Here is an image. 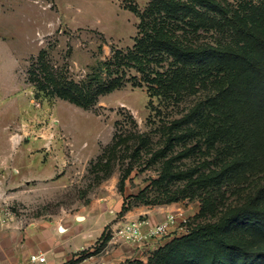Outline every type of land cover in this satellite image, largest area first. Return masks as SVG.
<instances>
[{"label": "rangeland", "instance_id": "1", "mask_svg": "<svg viewBox=\"0 0 264 264\" xmlns=\"http://www.w3.org/2000/svg\"><path fill=\"white\" fill-rule=\"evenodd\" d=\"M151 1L0 0V264H31L32 255L58 244L70 246V252L82 249L65 264L107 254L113 246L109 248L104 238L89 243L105 222L109 225L104 237H111L122 223L132 222L124 218L130 212L139 214L137 220H148L142 210L178 205L173 213L184 214L191 227L213 223L227 208L243 204L262 183V174L242 175L238 182L216 190L217 198L207 208L200 198L157 203L158 198L185 186L183 181L154 184L169 159L174 158L172 172L198 168L199 175L219 171L234 158L227 150L231 143L217 139L212 145L209 135L177 139L169 145L184 132L170 129L172 124L211 96L212 86L185 95L176 104L162 102L151 96L148 87H134L132 81L100 97L89 110L43 94L36 99L28 72L42 50L48 52L51 65L70 80L94 88L107 83L110 78L103 64L117 50L132 48L139 32L140 19L127 7L136 6L142 13ZM219 1L232 11L260 2ZM177 34L194 46L232 41L226 27L195 29L184 24ZM115 133L129 138L128 148L119 144L111 152ZM167 146L165 157L152 159ZM186 150H191L190 155L180 157ZM128 170L131 174L121 192L120 180ZM124 205L128 211L123 214ZM60 227L71 231L62 232ZM239 230L233 235L241 236ZM83 236L89 238L88 243ZM173 236L139 244L112 237L108 242L112 239L140 248Z\"/></svg>", "mask_w": 264, "mask_h": 264}, {"label": "trees", "instance_id": "2", "mask_svg": "<svg viewBox=\"0 0 264 264\" xmlns=\"http://www.w3.org/2000/svg\"><path fill=\"white\" fill-rule=\"evenodd\" d=\"M127 9L139 17V32L132 48L117 50L103 64L110 78L107 83L94 88L70 80L51 65L48 52L42 50L28 72V81L37 90L36 99L43 94L89 110L100 97L132 81L134 87H148L151 96L162 102L176 104L185 95L212 86L211 96L172 124L170 129L184 132L169 145L177 139L209 135L212 145L217 139L231 143L227 150L234 158L219 171L199 175L198 168L172 172L174 158L169 159L154 184L183 181L185 186L158 198L157 203L200 198L207 208L217 198L216 190L238 182L242 175L262 174V183L243 204L227 208L218 221L201 226L192 222L188 234L173 237L153 251L146 263L139 264H264V0L241 11H232L219 0H152L142 13L136 6ZM184 24L195 29L226 27L232 41L188 44L177 34ZM140 140L145 143V138ZM113 141L111 152L119 144L129 147L128 137L115 133ZM167 150L168 146L152 159L165 157ZM190 153L186 150L180 157ZM130 174L128 170L122 175L121 192ZM127 211L124 205L122 213ZM239 228L241 236L236 237L233 233ZM104 236L107 243L111 237Z\"/></svg>", "mask_w": 264, "mask_h": 264}, {"label": "crops", "instance_id": "3", "mask_svg": "<svg viewBox=\"0 0 264 264\" xmlns=\"http://www.w3.org/2000/svg\"><path fill=\"white\" fill-rule=\"evenodd\" d=\"M27 163V162H26ZM27 167V166H25ZM31 168V167H29ZM24 173V172H23ZM21 176V175H20ZM13 179L15 177H12ZM19 178V177H18ZM178 205L173 206H165V207H159V208H153L149 210H142L141 213L148 215V221L151 225L156 226L163 222H165L168 218V216L174 212V209L177 208ZM139 217V214L136 212H130L129 214L125 215V221H134L137 220ZM109 224L105 222L102 226V231L96 238L93 240V242H90L89 244L93 245L98 241L100 237L103 236L105 233L106 227ZM114 226V225H113ZM147 227H144L143 230L146 231ZM66 233H70L71 229L66 228ZM87 239H89L87 236H83V241H85V244L88 243ZM170 239H165L163 241H150L146 246L137 248L133 244L128 243H119L118 242H112L111 239L110 242H107L109 248H111V251L107 254H93L90 258L86 260H81L80 262H77V264H98L99 262H104L105 264H126L125 262L131 260V261H142L146 262L148 256L151 252L158 249L162 245H164L167 241ZM111 246V247H110ZM78 250H72L73 252H70L71 248L70 246L66 245H56L55 247H51L50 249H47L46 251H42L40 255H44L47 258V262L45 264H65L66 261H69L70 258L73 257V254H76L80 249L77 247ZM98 251L97 249H92V252ZM72 253L71 255H69ZM68 255V256H67ZM67 256V257H66ZM77 259V257H76Z\"/></svg>", "mask_w": 264, "mask_h": 264}, {"label": "built area", "instance_id": "4", "mask_svg": "<svg viewBox=\"0 0 264 264\" xmlns=\"http://www.w3.org/2000/svg\"><path fill=\"white\" fill-rule=\"evenodd\" d=\"M191 220L184 214L172 213L167 220L159 225L153 226L148 220H136L124 222L113 230L111 237L119 241H126L135 244L145 242L149 239L163 238L167 235L182 236L188 234L191 230ZM147 227L146 231L143 230ZM47 258L44 255L34 254L31 256V264H45Z\"/></svg>", "mask_w": 264, "mask_h": 264}, {"label": "water", "instance_id": "5", "mask_svg": "<svg viewBox=\"0 0 264 264\" xmlns=\"http://www.w3.org/2000/svg\"><path fill=\"white\" fill-rule=\"evenodd\" d=\"M60 231L64 232V229H63V227H60Z\"/></svg>", "mask_w": 264, "mask_h": 264}, {"label": "bare ground", "instance_id": "6", "mask_svg": "<svg viewBox=\"0 0 264 264\" xmlns=\"http://www.w3.org/2000/svg\"><path fill=\"white\" fill-rule=\"evenodd\" d=\"M64 229V228H63ZM64 231H65V229H64Z\"/></svg>", "mask_w": 264, "mask_h": 264}]
</instances>
